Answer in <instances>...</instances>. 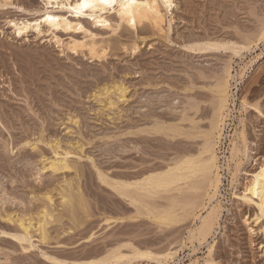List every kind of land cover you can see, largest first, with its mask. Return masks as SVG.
Here are the masks:
<instances>
[{"label": "rangeland", "instance_id": "rangeland-1", "mask_svg": "<svg viewBox=\"0 0 264 264\" xmlns=\"http://www.w3.org/2000/svg\"><path fill=\"white\" fill-rule=\"evenodd\" d=\"M47 2L0 0V264H77L112 251L131 258L133 250L152 255L110 264H158L167 249L178 250V264H202L208 246L211 264H264V219L257 207L235 197L264 159V37L257 36L264 0H174L163 12L161 30L144 26L141 32L103 28ZM46 12L76 19L88 32L51 30L42 23ZM105 16L114 26L115 14ZM12 23L30 28L18 35ZM73 40L98 43L103 56L75 53ZM227 67L234 75L229 111L215 146L221 177L215 201L222 211L205 242H194L193 256L189 232L205 210L186 212L195 202L186 203L203 192L181 184L179 192L145 198L151 211L178 200V221L161 224L115 187L200 155L217 102L214 89ZM115 85L124 89V99L110 107L102 91ZM241 129L246 156L236 160L240 168L231 181L230 140ZM66 151L78 172L64 176L79 186L86 206L79 224L59 203L63 176L42 171L55 153ZM52 189L56 209L47 236L19 241L16 217L35 216L40 195Z\"/></svg>", "mask_w": 264, "mask_h": 264}, {"label": "bare ground", "instance_id": "bare-ground-1", "mask_svg": "<svg viewBox=\"0 0 264 264\" xmlns=\"http://www.w3.org/2000/svg\"><path fill=\"white\" fill-rule=\"evenodd\" d=\"M47 1H48L47 4L50 6V3H52L51 2L52 0H47ZM58 1L59 0H53L55 5L59 7V9H61L62 11L65 10L64 11L65 13L67 12L71 13L74 16V18L89 17L93 20L95 25L100 24L101 27L111 29V30H113L114 28L116 29L120 27L121 25H124L125 27L133 30L134 32L135 31L141 32L144 26H149L154 30L155 29L161 30L160 27L163 22V16L166 15V14H163V12L167 13V11L172 7L173 2H174V0H60V2ZM110 12L115 14V17H116L115 18L116 23L114 26H112L109 21L110 17L108 18L107 16H105V14H108ZM42 23L51 30H62L65 32L66 31L73 32L75 30L77 31L79 30V31L88 32L87 30L84 29V27L78 20L76 19L71 20V19H68L67 17H64L63 15H50L48 12L45 13V19H43ZM12 26L18 35L25 34L26 31L30 28V25L28 23H12ZM257 36L259 40L264 37V27H262L258 31ZM84 41L73 40L70 43V49L74 51L75 53L76 52L87 53L91 55L92 57L93 56L98 57L102 55L103 52L105 51V49H103L99 45L97 46L98 43L95 44L94 41H90V42H86V41L84 42ZM243 45L245 46V44ZM247 48H249V46ZM236 49L238 51L239 50L242 51V49L244 48L238 49L236 47L234 51H236ZM236 52L234 53L237 54ZM239 56L241 57V55ZM231 69H232L231 67H227L222 80H220L215 86L214 93L216 94L217 102H215L216 104H214V107H213L212 118H211L210 125H209L210 126L209 132L205 135L206 139H205L203 150L200 152V155L198 157L186 156L181 160L179 159L178 160L179 162H175L174 166L172 165V167L168 168L165 171L163 170L162 172L151 173V174L149 173L142 180L140 181L138 180L137 183L136 182L131 183V184L121 183V184L116 185L118 187H115V191L118 194L129 199L130 204L131 203L134 204V206H136L137 208L138 206L147 208L145 206L146 205L148 206L147 204L148 202L146 203L145 198H151V196L159 194L161 192L169 193L173 190L175 191L178 190L179 192L180 190L179 187L181 184L182 185L184 184L185 188L187 187L188 190H192L193 193L195 192L198 193L200 191L203 192L202 196L201 195L198 196L199 199L196 198L198 203L196 202V200H191V202L186 203L188 207L190 203L195 202V204L191 205V210L186 211V212L192 211L194 213L195 210L199 208H202L203 210H205L204 216L196 217L198 218L199 223L193 230L189 232L188 242L190 244L192 255L196 253V249L194 248V242H197L198 243L197 245H200L201 242H205L206 238L210 236V234L212 233L214 226H216L219 215L221 213L220 211H222L219 205V202L215 201L217 200V195L219 196V188L221 184V177L218 172L219 166L217 165V156L215 153V146H217L216 145L217 142L220 141L219 139L221 136L222 125H224L225 118H227V115H228V113L226 112L229 111L227 110L229 109L227 107V99H229L228 91L230 87L229 82L234 77V75H232L231 73ZM102 92L105 96L104 98H105L106 104L110 107L114 106L117 101L119 102L124 99V89L116 85L110 86L109 88L105 87ZM241 106L242 107L246 106V103L242 101ZM243 132L244 131H242L241 129L239 133L234 134L237 137L233 136L231 140L229 139L230 149L228 153L229 157L226 163L227 171H230V165H231L230 163L235 165L232 167V169L234 168L233 170L235 172L231 171L232 173L231 181H233L234 178L236 179V174L238 173L239 168H240L239 164L241 163V161L237 163L236 160L239 159L240 155L243 157L246 156L247 148L245 144L246 141L244 138L245 135ZM236 139H238L242 143L241 146L243 149L238 146ZM68 156H70V152H67V151L60 153V154L55 153L54 158L47 160L45 164L42 166V171H47L52 176H60V175L63 176L62 178L63 180L61 182L63 183V185H61L60 183L61 186L59 185V187H57L59 197L61 200V202L59 203L65 208L66 213H68L69 220L73 223L75 222L78 223V217H79L78 215L81 212L85 211L86 206L83 201V197L80 193L79 186L74 185L71 179L66 180L64 176V174H66L67 176V173L68 174L71 173L72 175V171H74L73 173H75L76 175L78 172L77 167L72 164L73 162L69 161ZM68 177H70V174L68 175ZM194 179H199V182L197 183L196 181V183H193L192 181ZM53 190L55 189H52L51 191L46 190L44 191L43 194L40 195L39 200L41 202L38 205V209H37L35 216L16 217L15 223L17 224V227L20 233V234L18 233V236L16 238L19 241H22V242L30 241L32 234H36L35 236H38L40 239H43V240L47 236V233H48L47 226L52 221L54 217L53 213H54V210L56 209L54 207L55 199H53V196L51 194ZM182 191H183V188H182ZM193 195H196V194H193ZM235 197L242 200L245 204H253L255 207H257V210L259 212V217L264 219V159L259 163L257 170L252 174L251 180L246 185L243 194L241 196L239 195V197L237 196ZM171 200H170L172 203L171 207L170 206L169 208L167 207L168 209L166 210L161 209L160 211L158 210L151 211V210H148L149 208H147V210L145 209V211L148 215L152 216L155 221H158L161 224H172V223L174 224L175 222L178 221L177 216L175 214L176 211L174 210V207H175L174 204L175 203L177 204L179 202L178 200L177 201H174L173 199ZM183 200L187 201V198L186 199L183 198ZM213 201H215L216 203L214 202L215 204H213ZM196 203L198 205H196ZM139 209L140 208H138L137 211ZM181 210H182V213L183 212L186 213L185 211H183L184 207L180 208V211ZM155 211H158V212H155ZM142 212L143 210L141 211V213ZM133 251H134V253L132 254L133 257L135 256L137 258L144 257V256L147 258V256H150L151 254V252L150 254L149 252L148 254H145V252L140 253L135 250ZM211 253H212V246H208L207 252H206L207 259H205L202 262V264L212 263ZM191 254L190 256H192ZM127 255L124 256V255H121L119 252L112 251L107 256L90 259L85 262L81 261V263H77V264H110L113 262L116 263L121 259L125 258L124 260H127L128 258H130L129 254ZM177 257H178V250L167 249L158 256V259L155 258V260L157 259L156 262H158V264H169L170 262H172L173 264H178L179 261L175 262ZM150 259H153V258L151 257ZM60 264H63V263H60ZM189 264H197V261L195 262L190 261Z\"/></svg>", "mask_w": 264, "mask_h": 264}]
</instances>
